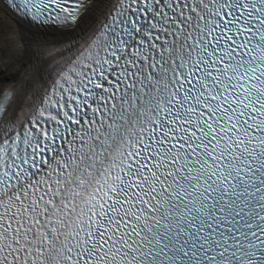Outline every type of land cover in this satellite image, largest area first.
Returning <instances> with one entry per match:
<instances>
[{"label": "snow or ice", "instance_id": "obj_1", "mask_svg": "<svg viewBox=\"0 0 264 264\" xmlns=\"http://www.w3.org/2000/svg\"><path fill=\"white\" fill-rule=\"evenodd\" d=\"M0 26L26 56L0 264H264V0H0Z\"/></svg>", "mask_w": 264, "mask_h": 264}, {"label": "bare ground", "instance_id": "obj_2", "mask_svg": "<svg viewBox=\"0 0 264 264\" xmlns=\"http://www.w3.org/2000/svg\"><path fill=\"white\" fill-rule=\"evenodd\" d=\"M3 39L4 37L0 36V80L11 82L20 69L21 64L26 60V56L22 51L17 52L15 46L6 48Z\"/></svg>", "mask_w": 264, "mask_h": 264}]
</instances>
